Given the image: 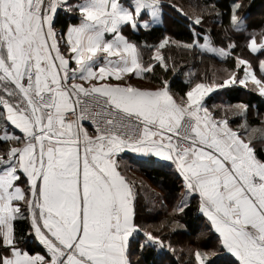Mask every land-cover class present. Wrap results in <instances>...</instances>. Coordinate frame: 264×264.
Returning <instances> with one entry per match:
<instances>
[{"label":"snow or ice","instance_id":"obj_1","mask_svg":"<svg viewBox=\"0 0 264 264\" xmlns=\"http://www.w3.org/2000/svg\"><path fill=\"white\" fill-rule=\"evenodd\" d=\"M243 7L233 0L227 27L247 33L244 47L257 55L235 56L222 81L196 82L176 96L168 79L155 90L107 79L141 76L154 70L153 61L169 70L162 50L170 37L152 46L145 63L123 31L150 30L162 0H0V264H132L134 233L145 236L141 250L163 247L160 235L136 222V194L118 170V155L128 151L148 158L142 166L174 169L236 264H264V157L254 143L264 144V119L251 124L240 104L234 129L203 103L237 84L264 96V24L248 25ZM60 11L78 23L57 30ZM204 12L215 8L201 9L193 28ZM192 35L186 50L203 40L200 48L227 58L239 47L228 32L218 49L211 33ZM18 223L26 234H18ZM29 237L44 251L26 250ZM215 254L193 253L196 264H212Z\"/></svg>","mask_w":264,"mask_h":264},{"label":"trees","instance_id":"obj_2","mask_svg":"<svg viewBox=\"0 0 264 264\" xmlns=\"http://www.w3.org/2000/svg\"><path fill=\"white\" fill-rule=\"evenodd\" d=\"M180 2L181 4L179 5L176 0H162V6L166 10L162 11L160 20L152 21L149 26L150 30L148 31L141 28L139 31L133 32L127 26L123 29L124 34L140 46L141 57L145 63L154 55L153 45H158L162 38H171L169 45L162 50V54L167 58V67L169 70L165 72L158 63L153 61L156 64L154 70L138 76V79L156 88L161 87V81L163 79H168L171 92L176 96H183L189 90L190 86H194L196 82L212 83L214 81H222L229 75V70L234 68L235 65V59L233 57L222 59L216 55L202 51L198 47L195 50H186L184 47L185 42L192 41L193 30L200 32L202 35L204 33H211L210 41L213 44H218L220 41H225L222 38L225 33L222 37H219L222 34V31L219 29L225 28V31H228L234 41L240 46L241 50L248 51L244 47L247 33L243 32L242 29L238 32L236 29H229L227 27L229 24L228 13L233 0H180ZM242 2L244 7L240 10V15L246 18L248 25L257 28L264 24V16H260L261 13L257 10L258 5L264 4V0H242ZM183 5H187L199 15L201 14V9L214 6L215 13L204 12L201 25L193 28L194 19L189 14L184 13ZM178 8L179 10H177ZM165 15H168V18ZM77 22L78 19L75 16H69L65 12L60 11L56 17L55 27L57 30H60L65 28L69 23L75 24ZM241 50L235 49L234 55L249 58L257 55L249 52L247 56L241 55L238 53ZM256 71L258 74V66ZM203 103L206 107H209L208 109L216 117L228 119L230 126L234 129L241 123L240 117L234 115L236 112L234 110H237V106L240 104L248 106L247 119L251 124L257 125L261 119H264V97L260 96L257 91L251 88L241 87L240 85L217 89L209 94ZM258 113L259 115H257ZM10 132H14L15 135H20L15 130H10ZM254 143L255 152L259 156L264 157V144L259 141H254ZM5 147L6 145L0 141V149L3 150ZM127 159L128 163H126V166L133 168L140 174L141 178L146 179L156 186L167 200V210L170 209L173 201L176 202V196L181 190L180 179L175 175L174 169L171 167H161L158 164L142 166L141 164L144 159L136 158L130 153L121 155L117 160L121 164L122 160L127 161ZM151 159L156 160L152 157ZM118 170H121V168L119 167ZM121 172L128 183H133L131 187L136 194V222L143 226H145L144 224L149 225L154 222H161V224L167 225L163 229L166 230L165 232H159L157 234L160 236L165 234L164 238L167 239L166 242L172 247L176 246L179 241L178 246L183 248L182 252H170L166 248L158 250L153 245L145 246L143 250L141 248L138 250V258L142 264H196L194 255L190 253L191 251L189 252L190 254L185 253L186 250H190L192 247L202 252L214 251L216 254L211 257L212 264H236L235 258L228 254L226 250H222L219 247L218 234L215 233L209 221L199 211L198 200L189 198L186 201H182L185 203L184 211L174 213V215L168 216L167 212L162 213V210H149L150 205L148 201H144V191L137 183L138 180L132 182L122 170ZM147 194H150V192ZM182 202L178 201L175 207ZM173 218H175L176 225L179 223L182 225L181 229H171ZM17 228L18 234L23 235L27 233L26 224L18 223ZM137 234L141 235V233ZM197 237L203 239L199 243H194L193 240ZM183 241H185V245H181ZM130 245L131 250H133L132 237L130 239ZM24 247L29 252H42L39 243H35V239L31 237H29ZM195 250L193 249L194 252ZM163 259H166V261H163Z\"/></svg>","mask_w":264,"mask_h":264},{"label":"rangeland","instance_id":"obj_3","mask_svg":"<svg viewBox=\"0 0 264 264\" xmlns=\"http://www.w3.org/2000/svg\"><path fill=\"white\" fill-rule=\"evenodd\" d=\"M177 1V3L180 5L181 4V2H180V0H176ZM183 9L185 10V14H189L190 15V17L192 18V19H194L195 20V18H196V16L197 15H199L198 13H195L193 10H191L190 9V7H188L187 5H183ZM166 10V8H163V6H162V9H161V13H162V11H165ZM257 10H259V13H261L260 14V16H264V4L263 5H258V7H257ZM166 16V18H168V15H165ZM145 19H151L150 17H148V16H145L144 17ZM161 19V14H160V16L156 19V20H160ZM220 31H222V34L219 36V37H222V35L225 33V32H228V31H225V28L224 29H219ZM204 41L203 40H200L199 42H198V44H197V47L198 48H200L198 45H199V43H203ZM227 42V41H226ZM226 42L225 41H220V43H216V44H213L211 41H210V43H211V45L213 46V47H216L217 49L219 48V47H221V46H224L225 44H226ZM202 51H206V52H208L206 49H202V48H200ZM237 50H241V48H240V46L239 47H237L236 48ZM250 53V51L248 50V51H245L244 49H242L241 51H238V53L239 54H241V55H246L247 56V53ZM208 53H210V52H208ZM211 54H213V55H216L217 57H219V58H222V59H224L225 57H221L220 56V54H219V52L217 51V52H215V53H211ZM235 56L236 55H232V56H229V57H233L234 59H235ZM228 58V57H227ZM238 85V84H237ZM241 87H244V86H241ZM245 88V87H244ZM246 88H251V85L249 84V87H246ZM208 96V95H207ZM206 96V97H207ZM261 96V95H260ZM205 97V98H206ZM262 97H264V96H262ZM205 98H204V100H205ZM203 100V101H204ZM205 105V104H204ZM209 108V107H208ZM234 111H236V110H234ZM212 112V111H211ZM10 127V126H9ZM232 127V126H231ZM88 128H90V127H88ZM10 130L12 131L13 130V128L12 127H10ZM9 130V131H10ZM90 130H92V129H90ZM11 133V132H10ZM92 133H94V131L92 130ZM17 136H22V134H20V135H18V134H16ZM14 145V144H13ZM12 145V146H13ZM0 150H2V149H0ZM124 153H121V154H119L118 155V157H117V159L121 156V155H123ZM125 157H128V156H125ZM126 160H122V162H121V164H119L120 165V168H121V170L124 172V174L126 175V176H128L129 177V179L132 181V182H134V181H137V183L143 188V191H144V194H143V198H144V201H148V203H149V210H152V211H157V210H162V213H164V212H167V215L169 216V215H174V212H173V208H175V205H176V203L178 202V201H186V200H188L189 199V197L188 196H185L184 195V191H183V189H182V187H181V185H180V187H181V190H180V192H179V194L176 196V202H174L173 201V204H172V206H171V208L170 209H168L167 210V208H168V206H166V203H167V200L163 197V194L158 190V188L156 187V186H154L153 184H151L150 182H148L146 179H144V178H141L140 177V174L139 173H137V171L136 170H134L133 168H129L128 166H126L127 164L126 163H128V159H127V161L125 162ZM135 167V166H134ZM180 179V178H179ZM180 181V183H181V180H179ZM128 182V181H127ZM131 183V182H130ZM129 183V184H130ZM130 185H133V183H131ZM132 191H134V190H132ZM150 192V194H147V193H149ZM152 193V194H151ZM149 195H151V196H149ZM153 196H155V197H153ZM157 197V198H156ZM145 226L144 227H146V228H148V229H151V230H153V232H154V234H157V233H159V232H165L166 230H163V231H158L159 229H160V227H161V222H154V223H150L149 225H146V224H144ZM182 228V225H180V223L179 224H175V223H173V225H172V227H171V229L172 230H175V229H181ZM150 230V231H151ZM164 235L165 234H163V235H161L162 237H161V239L164 241V246L163 247H161V245L160 244H155V245H153V246H155L156 247V249H158V250H163V249H168L170 252H182L183 251V248H181V247H179L178 245H179V241L177 242V245L176 246H174V247H172L171 245H170V247H169V243H167L166 241H167V239L166 238H164ZM130 239H131V237H130ZM203 238H196V239H194L193 240V242L194 243H199L201 240H202ZM144 241H145V236L143 235V234H141V235H139V234H137V233H135V234H133V236H132V242H133V245H134V248H133V250H131L132 252H131V256H130V259H131V261H132V264H142L141 262H140V260H139V258H138V250L141 248L140 247V245L142 244V243H144ZM181 243V242H180ZM181 245H185V241H183L182 243H181ZM135 247L137 248L136 250H135ZM193 249L195 250V247H192V248H190V250H186V252L185 253H189L190 251V253H191V255H193V253H194V251H193ZM196 251V250H195ZM189 253V254H190ZM167 259V258H166ZM166 259H163V261H166Z\"/></svg>","mask_w":264,"mask_h":264},{"label":"crops","instance_id":"obj_4","mask_svg":"<svg viewBox=\"0 0 264 264\" xmlns=\"http://www.w3.org/2000/svg\"><path fill=\"white\" fill-rule=\"evenodd\" d=\"M78 23V22H77ZM110 59H116V58H110ZM108 80H110L111 83H121L122 85H132L134 87H138V88H141V89H145V90H155V89H158L156 87H153L151 86L150 84H148L147 82L145 81H140L138 79V76H136L135 74H126L121 81H116L114 78H107ZM10 127L13 128V130L17 131V133L19 134H22L23 133L19 130V129H15L13 126L9 125ZM88 131L90 134H92V130H90V128H88L87 125H83ZM14 146V145H13ZM127 153H130L131 155H133L134 157L136 158H141L140 154H135V153H132L131 151H128ZM147 157H143L141 159H146ZM153 159H160V158H156V157H152ZM207 219V217H206ZM208 220V219H207ZM210 224V222H209ZM35 243H39L37 240H35ZM40 245V244H39ZM41 248H42V252L44 251L43 249V246L40 245ZM230 254V253H228ZM231 255V254H230ZM232 256V255H231ZM233 257V256H232ZM234 258V257H233Z\"/></svg>","mask_w":264,"mask_h":264},{"label":"built area","instance_id":"obj_5","mask_svg":"<svg viewBox=\"0 0 264 264\" xmlns=\"http://www.w3.org/2000/svg\"><path fill=\"white\" fill-rule=\"evenodd\" d=\"M83 125H87L88 127H90V129L94 131L93 127L90 125V123L87 120L83 121Z\"/></svg>","mask_w":264,"mask_h":264}]
</instances>
